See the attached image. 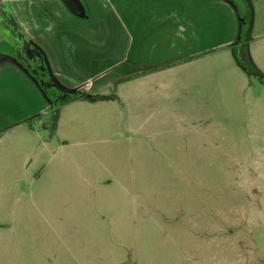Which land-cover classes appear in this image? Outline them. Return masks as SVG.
Returning <instances> with one entry per match:
<instances>
[{"label": "rangeland", "instance_id": "rangeland-1", "mask_svg": "<svg viewBox=\"0 0 264 264\" xmlns=\"http://www.w3.org/2000/svg\"><path fill=\"white\" fill-rule=\"evenodd\" d=\"M230 1L233 45L92 99L43 78L0 131V264H264V0Z\"/></svg>", "mask_w": 264, "mask_h": 264}, {"label": "crops", "instance_id": "crops-1", "mask_svg": "<svg viewBox=\"0 0 264 264\" xmlns=\"http://www.w3.org/2000/svg\"><path fill=\"white\" fill-rule=\"evenodd\" d=\"M0 13V46L24 41L55 87L91 99L129 74L233 45L241 30L230 0H0ZM50 104L31 71L1 49L0 131Z\"/></svg>", "mask_w": 264, "mask_h": 264}, {"label": "flooded vegetation", "instance_id": "flooded-vegetation-1", "mask_svg": "<svg viewBox=\"0 0 264 264\" xmlns=\"http://www.w3.org/2000/svg\"><path fill=\"white\" fill-rule=\"evenodd\" d=\"M0 18H4L1 13H0ZM5 33L6 32L3 31V34ZM33 50L36 49L33 48L32 46H29L24 41H20L19 43L12 42L11 47L8 51H10L12 55H14L17 59H19L28 68V70H30L31 73H33L36 80L43 79L46 76L49 81L50 77L48 70L46 69V67L45 69L42 68L44 64L38 63V57L41 58V54H39V52L36 50V56H34L31 54V51ZM49 82L47 83V85L49 84Z\"/></svg>", "mask_w": 264, "mask_h": 264}, {"label": "trees", "instance_id": "trees-1", "mask_svg": "<svg viewBox=\"0 0 264 264\" xmlns=\"http://www.w3.org/2000/svg\"><path fill=\"white\" fill-rule=\"evenodd\" d=\"M240 19H241V17H240ZM241 22V28H242V25H243V23L245 22V21H240ZM239 38H242V34H241V30H240V34H239ZM243 40V39H242ZM242 40H240V41H242ZM32 74V76L34 77V75H33V73H31ZM35 78V77H34ZM37 81V80H36ZM37 83H38V81H37ZM38 85H39V87L41 88V90L45 93V95L49 98V101H50V107H52L53 105H55V102H56V100L59 98V97H56V96H52V95H50L49 93H47V87H48V85H47V87H43V86H41L39 83H38ZM67 93H69L70 95H77L79 92L77 91V90H68V91H66Z\"/></svg>", "mask_w": 264, "mask_h": 264}, {"label": "water", "instance_id": "water-1", "mask_svg": "<svg viewBox=\"0 0 264 264\" xmlns=\"http://www.w3.org/2000/svg\"><path fill=\"white\" fill-rule=\"evenodd\" d=\"M240 21H244V19L241 18ZM31 54L34 55V56H36V50L31 51ZM37 57H38V56H37ZM240 57H241V59H244V58H245V54H241ZM25 63H26V62H25ZM38 63H39V64H44V66H43L42 68L45 69L46 65H45V61H44V59H42V56H41V58L38 57ZM244 63H245V62H244ZM37 81H38V83H39L41 86H43V87L47 85V81H45V80H43V79H37ZM54 85H56V84L54 83Z\"/></svg>", "mask_w": 264, "mask_h": 264}]
</instances>
